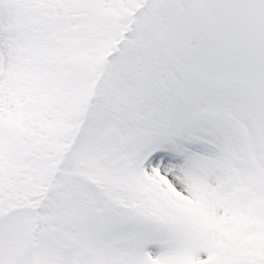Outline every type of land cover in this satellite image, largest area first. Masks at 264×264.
I'll return each mask as SVG.
<instances>
[{
  "label": "snow or ice",
  "instance_id": "1",
  "mask_svg": "<svg viewBox=\"0 0 264 264\" xmlns=\"http://www.w3.org/2000/svg\"><path fill=\"white\" fill-rule=\"evenodd\" d=\"M0 264H264V0H0Z\"/></svg>",
  "mask_w": 264,
  "mask_h": 264
}]
</instances>
